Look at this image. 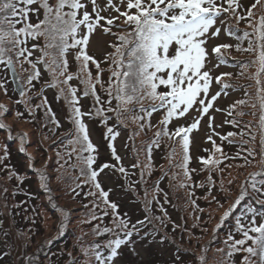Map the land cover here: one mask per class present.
<instances>
[{
	"label": "snow or ice",
	"instance_id": "snow-or-ice-1",
	"mask_svg": "<svg viewBox=\"0 0 264 264\" xmlns=\"http://www.w3.org/2000/svg\"><path fill=\"white\" fill-rule=\"evenodd\" d=\"M218 20L221 24L226 20H234L237 25L244 22L251 31L238 34V29L234 30L229 25L224 29L226 35L240 43L235 46L218 43L211 48L210 53L207 47L209 39L218 38L222 32V28L217 26ZM97 35L108 38L105 40L108 51L103 60L97 59L90 52ZM245 41L247 46L243 47ZM233 47L237 52L253 57L240 63V75H245V69L250 71L246 78L252 80L255 86V102L251 104L255 111L240 112L237 115L250 114L255 118V125L248 123L245 125L247 132L241 131L239 135L241 138L247 135L249 139L246 143L252 144L256 143L258 136L260 150L244 148L245 154L238 152L235 157H231L244 161L238 167H259L257 171L249 173L241 184L236 200L224 212L225 219L245 200L246 195L254 196L256 203L264 208V0H254L247 8L242 7L240 0H0V94L8 97V85L14 82L20 98L27 105L28 93L35 87L34 82H39L44 73L50 76V81L46 82L47 87L57 89V100L63 99L70 109L69 119L74 134L70 143L74 146L68 153L69 159L72 153L76 154L80 163V178H83L84 184L90 183L96 189L95 192L87 193L100 200V204H93V209L102 204L105 209L111 210L112 226L101 228L97 225L93 230V235H107L108 239L102 243L90 244L83 250L86 264H117L122 246L133 243L134 235L140 236L142 229L152 223L153 219L159 220L161 225L165 223L161 217L147 215L143 220L131 223L120 215L119 206L109 199L110 192L100 183L99 177L105 169L111 168L124 177L129 175L114 143L119 132L108 127V121L115 119L117 126L123 124L124 127H127L129 121L135 124L136 129L130 137L133 140L141 133L146 135L147 131L156 129L153 137L141 148L137 149L133 145L137 159L131 167L141 169V178L136 183H142L145 170L151 167L153 148L159 149L164 140L170 142L167 154L169 167L181 169L183 176L191 179V173L196 171L190 167L191 134L194 130H199L201 121L208 116V127L213 129V134L207 136L205 143H210L212 147L204 149L207 155L198 157L197 162L201 170L209 173L208 180L211 183L212 172H222L220 165L229 157L213 139L214 135L219 134L213 128L214 118L208 114L221 92L230 85L223 84L221 91L214 95L210 90L213 82L220 85L225 77L231 78L232 74L221 73L213 77L207 70V63L211 54L218 61L217 67L226 65L228 62L223 53ZM36 53L39 55H35ZM18 65L21 72L27 73L23 79L17 73ZM24 65L28 67L25 68ZM105 72L108 73L107 80L103 78ZM101 92L105 95L101 96ZM245 95L253 94L245 91ZM84 98L93 101V107L87 112L82 110L81 100ZM20 102L15 101L17 104ZM44 103L47 104L46 97ZM246 104V100L236 101L228 115H232L238 105ZM36 107L39 108L40 105ZM31 111L29 107L30 114ZM11 112L10 108L0 103V130L11 133V128L2 122ZM154 113L161 114L155 125L151 123ZM193 113L196 115L191 123H179L181 119L187 120ZM48 114L50 122L59 127L50 108ZM22 116L23 113L19 111L14 113L15 119ZM85 117H99L103 121L107 128V147L115 163L96 166L98 148L90 139ZM226 123L237 124L235 119ZM236 135L238 134L229 132L220 139L228 140ZM25 136L26 134L19 136L21 142ZM176 146L180 149V160L173 163L178 154ZM141 152L145 155L144 163L138 159ZM8 156V145L5 144L4 153L0 155V165L8 170L9 178L16 176L22 182V178L4 163ZM38 174L41 182L46 181L45 173ZM82 186L83 184L77 183L76 188ZM188 186L183 182L180 184V187ZM43 187L45 191H51L47 184H43ZM76 188L72 191L75 192ZM154 188L155 195L151 200L147 198L148 193H144L146 210L153 203H159L160 190L158 186ZM3 192L7 194L8 189L4 188ZM57 210L64 212L62 208ZM161 210L166 216V210L162 206ZM109 214L104 210L102 216H97L93 211L91 218L102 220ZM64 215L67 216V213ZM4 223L0 219V228H3ZM236 227L242 238L234 239L229 236L231 243L226 241L229 248L227 256L230 258L235 253H243L240 264H264V211L257 212L248 207L237 217ZM9 234L4 232L6 237ZM23 235L20 234L21 239ZM130 251L139 255L135 247ZM9 254L0 249V264H6ZM37 260L38 257H25L24 264H36ZM73 264H78L75 258ZM174 264H184L179 249ZM193 264H206V250L198 261L193 257Z\"/></svg>",
	"mask_w": 264,
	"mask_h": 264
},
{
	"label": "rangeland",
	"instance_id": "rangeland-1",
	"mask_svg": "<svg viewBox=\"0 0 264 264\" xmlns=\"http://www.w3.org/2000/svg\"><path fill=\"white\" fill-rule=\"evenodd\" d=\"M240 2L243 8H247L254 2V0H240ZM221 19L225 18L221 17ZM33 20H35V17H33ZM229 25L234 30L238 29V34H242L244 31L251 30L250 28H246L244 22H241L239 25H237L234 20H226L224 24H221L220 20H218L217 26L222 28V32L218 38L209 39L207 47L210 53L211 48L218 43L234 44V38L227 36L224 31V29H226ZM106 39L108 38L99 35L95 36L93 39L90 52L99 60H103L108 51L105 44ZM244 46H247L246 41L244 42ZM35 55H39V53H36ZM69 60H72L71 56L69 57ZM217 63L218 61L215 56L210 54L209 61L207 63V70L210 71V74L213 77L219 76L221 73L236 74L242 71V69H238L240 63L228 62L226 65L221 64L219 67L216 66ZM24 67L27 68L28 66L24 65ZM102 67H106V65H102ZM73 70H75L74 63ZM93 71L95 70L93 69ZM17 73L22 79L27 75V73L21 72L19 65L17 66ZM105 74L108 77L107 72H105ZM103 78L105 79L106 77L103 76ZM48 81H50V76L47 73H44L39 82H34L35 87L31 92L28 93L27 105L20 98V96L13 91L11 83L8 85V97H4L2 94H0V103L5 104L12 110V112L8 115V118L2 121L11 128V133H9L7 130H0V155H3L4 145L7 144L9 156L4 161V163L7 164L15 173H17L20 178H22V182L21 179H17L16 176L9 178L8 170L5 169L3 165H0V219L5 221L3 228H0V249L10 253L7 257L6 264H24L25 257L29 259L34 258L32 255H30L33 250L35 248H40V246L43 247L46 245L49 241L48 239L54 235L56 232H54L52 227V218L54 215H52L51 218V215L47 211V206L49 203V206L54 205L55 209L62 208L64 212H60L58 210L56 211L59 213V219H61V221L64 223L65 217L67 220V225L73 226L67 231V237H64L63 241L65 242V245L63 247L65 249H62L64 253L61 254V256H59L60 254H56L58 255L56 257L57 262H60L61 258L62 264H73V258L77 260L78 264H86L82 253L83 250L87 248L85 242L91 238L88 232H92L97 225H99L101 228L105 226H112L113 217L111 215L110 209H105L102 204L99 208L93 209V204H100V200L97 197L87 195V193L90 191L95 192L96 189L90 183L84 184L83 178H80V174H78V167L80 163L76 159V154L72 153L71 159H69L68 153L72 151L74 146L72 143H70V141L74 139L73 125L69 119L70 109L63 99L57 100V89L47 87L46 82ZM72 83L76 84V81H73ZM252 85V87H247L245 90H253L254 93L255 86L254 84ZM217 89L219 90L220 88L215 82H213L210 90L211 94H216L218 92ZM100 94L101 96L105 95L103 92ZM45 97L47 98V104L44 103ZM240 97L241 95L238 96L237 93H232L230 95L227 94V90H224L223 93L221 92V95L217 101L214 102V108L210 110L208 115L214 118L213 128L215 133L219 134L213 136V139L216 142L219 140V136L223 134L224 127H226L225 120L229 119V116L227 115V106H229L230 103H232L235 99H239ZM17 100H20L21 102L18 104L15 103ZM36 105H40V107L37 108ZM81 105L82 110L87 112L93 107V101L90 98H84L81 100ZM29 107L32 109L31 114L29 113ZM46 107L50 108L51 112L55 114V118L59 122V127L50 122L48 112H46ZM215 109H221V111H215ZM16 111L23 113V116L20 119L14 118V113ZM253 111H255V109L252 108L251 113ZM157 114L158 116L161 115L160 113ZM109 115H111V113ZM195 115L196 113H193L192 116L187 118V120L181 119L179 123H191ZM252 121H255L254 117H251V122L248 123L253 124ZM85 122L88 126L90 139L92 143L98 148L96 166L98 167L103 163H115V161L112 159L110 150L106 145L109 142L106 139L105 134L107 128L105 127L101 118L96 117L89 119L85 117ZM114 123L115 119L108 121V125H114ZM151 123L154 124V122ZM128 124L130 125L127 126L129 129L128 133L131 134L133 131L132 128L135 127V124L129 122ZM99 129L104 132L105 138L99 133ZM117 132H119V135L117 136V139L114 141V143L119 155L123 158V166L128 170L129 173H135V169L131 167L132 164L130 165L131 160L126 150L127 140L125 137H127V134L122 130H118ZM236 133H238V136L241 137L239 135V130H237ZM24 134H26L25 139L23 142H21L19 136ZM212 134L213 129H209L208 127V116H205L201 121L199 130H194L191 134V165L196 169L197 172V169L201 167L197 162V158L206 154L204 153V149L212 147L210 143H205L207 136ZM137 139H139V137H135L134 141H137ZM242 141L244 144H239V146L235 144L228 146V157H234L233 154L239 151L238 147L242 149V152L244 148H256L258 151L259 137H257L255 144L246 143L248 141L246 138H243ZM22 148L24 151H21ZM242 152L239 153H241V155L245 154ZM101 155H106L107 160L104 162L99 161V157ZM154 155L156 154H153V162L151 161V167L145 170L144 179L146 182L148 181L149 176L151 177L159 174L161 169H166L169 167L167 158L165 160L162 155L159 158H155ZM231 157L229 161H226L220 165V167L223 168V171L220 172L221 174L219 176V180H216L217 178L214 179L216 181L217 191H212L213 194H211V196L208 194L203 195L205 199L202 200V203L204 204L200 203V207H198V209L195 208L194 210V213L197 215L201 214V212H198L199 209L203 212L205 210L206 212L205 216H201L202 219L199 221V223L196 222V218L192 214H182L181 216H178L173 213V208L170 207V204L168 203L171 202V200L168 202L164 201L166 193L165 184H167L166 178H164V180L161 182L164 190H161L159 194V203H153L151 207L146 210L144 206L145 199H143L144 203L142 206L146 212H150L148 213L149 217L163 218L165 221L164 225H161L159 220L153 219L152 223L146 225L142 229L140 236H133V243L127 246H122V254L117 259V264H134L132 255H129L126 252V249L128 251V247H135L136 251L139 253L138 257H141L142 259H149L148 263L150 264H158V261L159 263L162 261L166 264L167 262H174L175 259L172 255L173 251L171 248H169L166 241L164 242L163 240L155 239L154 235L150 234L153 229H155V231H169V227L172 225V232L177 236L179 235L181 240L180 245L177 244L178 247L180 249H185L186 251H189L190 254H192L189 255L187 253H182L180 255L184 264L193 263V256L196 257L198 261L201 256L205 255V249L202 250L200 248L201 245L199 244L198 239L199 241H202L204 236L208 235L210 230H214L216 234L220 232L216 227L219 223H221V220L224 217V212L226 211V208L230 202L229 200L231 199L227 197L228 193L230 192L229 187L231 185H236V182L239 184L243 178L245 179L247 177V171L255 169L258 170L259 167L258 165L255 167H238L239 165L243 164L244 161L241 159H231ZM134 159V162H136L137 157L134 156ZM138 159L141 163L145 162L142 152L140 153ZM226 165H230L231 167ZM72 166L74 168L73 170L70 169ZM136 170L138 171L136 173H141L140 168H136ZM240 170L243 171V176L242 178L238 179L237 172ZM40 172L45 173L47 177L46 181L41 182L40 176L38 174ZM176 172V170L172 171V169H170L169 172L165 173L169 176L172 173L175 175ZM34 176L37 177V179H35ZM73 176L75 178H73ZM99 180L103 188L110 192L109 199L118 206L119 201H123L126 197L132 198L133 195H138L141 199V195H139L140 193L137 192L138 190L136 191L135 185H132L131 182L125 183L124 185L120 183V181H128L129 179H127V177L122 179L121 174L111 168L105 169L104 172L101 173ZM34 181L39 182V190L34 188ZM167 181L170 182V180ZM229 181H233V183H229ZM77 183L83 184L82 195H80V188L76 189L75 192L72 191ZM171 183L173 184L174 182ZM195 183L198 182L196 181ZM43 184H47L51 191H45ZM142 186L145 187L146 184H142ZM155 186H157V184H155ZM205 186L208 187L206 184ZM131 187L133 189H131ZM4 188L8 189L7 194L3 192ZM190 190L195 192L197 187L193 184V186H190L189 191ZM200 191L201 190H199L198 194H200ZM77 193L79 194L77 195ZM5 195L7 196V199H5ZM36 195L38 196L35 197ZM154 195L155 188H152L151 191H148V200H151ZM170 197L172 196L170 195ZM42 198L45 201H48L45 202L44 205H39L38 208H36V206L34 207L33 204L40 201ZM177 204H179V207L181 206L180 202ZM4 205H7V207L5 208ZM161 206L164 210H166V213L169 216H165V213L161 210ZM104 210H107L110 214L108 216H104L102 220L91 218L93 211H95L97 216H102ZM118 211L120 212L119 207ZM65 212L67 213V216L64 215ZM243 213L238 215V217H240ZM120 215L125 219L130 220L131 223H135V220L131 219L122 212H120ZM144 218L145 216L141 217L140 220H143ZM63 228L64 227L62 226V229ZM5 231L10 233L7 237L4 235ZM21 233L24 234L23 239L20 237ZM170 234L168 233L169 236ZM187 234H189L192 238H196L197 241H195L194 247L187 246L191 242V240L187 237ZM216 234H214V236ZM229 236H232L234 239L242 238L239 230L236 227V222L235 225H232V227H229L227 231L223 232L221 238L224 239L226 243V241L229 242ZM92 237L98 236H95L92 233ZM103 237L106 239H103ZM103 237H100V239H102L101 242H105L108 238L107 235H104ZM72 244L76 246V249H70ZM216 246H219V244ZM202 247H205V245ZM58 252L62 253V251ZM69 253L72 255L70 256ZM213 253L214 250L212 249L210 251H206V264H216L215 260H210L211 254ZM154 255L157 258L160 257L161 261L156 260L157 258L153 259L152 256ZM240 256V254L235 253L232 257H230L231 264H239ZM41 264H45L43 259H41Z\"/></svg>",
	"mask_w": 264,
	"mask_h": 264
},
{
	"label": "trees",
	"instance_id": "trees-1",
	"mask_svg": "<svg viewBox=\"0 0 264 264\" xmlns=\"http://www.w3.org/2000/svg\"><path fill=\"white\" fill-rule=\"evenodd\" d=\"M258 15H259V12H258ZM248 31L250 32L251 30H248ZM237 43H240V42L234 39L233 46H235ZM242 46L245 47L244 46V42H243ZM223 55H224V59L227 62H229V63H241V62L249 61V60L253 59V57L250 54L237 52L235 50V47H233L232 49H229L228 51L224 52ZM238 69L241 70L240 66H239ZM240 72H238L236 74H232L231 78L225 77L224 80L222 81V83L220 85H217L220 88L219 90L221 91L222 85L223 84H228V85H230V87H229L230 89L229 88L226 89L227 90V94L231 95L232 93H237L238 96L241 95V97L239 99H235L232 103H230L229 106H227V113L230 111L231 106L233 104H235L236 101H239V100H246L247 101L246 105H238L236 107V109L232 112V115H228L227 114L229 116L228 117L229 119L225 120L226 127H224L223 134L219 136V140L216 142L218 145L223 147L222 149H223V151H224V153L226 155H227V153H229V147H228L229 145H234L235 144V145L239 146V144H244V142L242 141L243 138H246V140H248L249 137L247 135H245L241 139V137L236 135V136H233V137H229L228 140H223V141L220 139V137L226 135L229 132L236 133L237 130H239V132H241V131L247 132V129H246L245 125H247L248 122H251V117H253L250 114H248V115H237V113H240V112L251 113V110H252L251 104L253 102H255V97H254V93L255 92L253 93V90H249V89L245 90L246 88L244 87V86L249 85V84H251V85L254 84L252 80L246 78L247 76L250 75V71L245 69L244 70V72H245L244 76H241ZM107 75H108V73H107ZM104 77H106L105 79L107 80V76H106L105 73H104ZM13 91H14V89H13ZM245 91H247L248 93L253 94V95L246 96L245 95ZM222 93H223V91H222ZM48 109L49 108L46 107L47 111L46 110L45 111L48 112ZM48 116H49V114H48ZM160 118H161V115L158 116L157 113H154L153 116L151 117V122H154L153 125L157 124V122H158V120ZM233 119H235L237 124L226 123V121H231ZM252 122L255 125L256 122L255 121H252ZM129 123H131V121H129ZM127 126H130V125L127 124ZM108 127H113L114 131L122 130V131H124L127 134V137H125V139L127 140V142H126V150H127L128 156H129V158L131 160L130 165L135 163L134 162L135 161V159H134L135 153L133 151V145H135V147L137 149L141 148L144 144L148 143L150 138L153 137V133L156 130L155 128H153V129L147 131L146 135L144 133H141L139 136H136V137H139V139H137V141H134L133 139L130 138L131 134L128 133L129 132L128 131L129 130L128 127H124V125H122V124L117 126V121L116 120H115L114 125L109 124ZM135 129H136V125H135V127L132 128V130L134 131ZM253 131H255V129H253ZM99 133L102 136H104V138H105L104 132L102 130L99 129ZM229 140H231L233 142L229 143L228 142ZM133 142H136V143H133ZM163 142H164V144H163ZM163 142H161V146H160L161 150H160V148L159 149L153 148L152 157H153V154H156V155H154L155 158H159L162 155V157H164L165 160H166L167 154H168V151H169V147L168 146H169L170 142L167 141V140H164ZM163 145H164V147H163ZM238 149H239L238 152H242L241 148L238 147ZM259 150L260 149H258V151ZM176 152L178 154H177V157L175 158V160L179 161L180 160V156H179L180 149H179L178 146H176ZM204 153H206V152L204 151ZM237 153L233 154V156L235 157L237 155ZM142 155L145 158V155H144L143 152H142ZM206 155H207V153L204 156H206ZM230 157H229V159L225 160L224 162L229 161ZM106 160H107L106 155L105 156L101 155L99 157V161L104 162ZM176 161H174L173 163H175ZM152 162H153V160H152ZM231 162H234V161H231ZM235 165H237V164H235ZM190 167L193 168L192 165H190ZM70 169L73 170L74 169L73 166ZM79 169H80V165L78 167V170ZM170 169H172V171H175V170L177 171L175 173V175H174V173H172L171 175L168 176L165 173V172H169ZM137 170L135 169V173L138 172ZM197 170H198V172L197 171L192 172L191 179L188 180L187 178L185 179V177L183 176V173H182L181 169L168 167L166 169H161L159 174H156V175L151 176V177L149 176L147 182L143 178V182L142 183H136L137 181L140 180L141 176H138V175H141V173L132 174L133 172H130L129 175L127 176V179H129V180L128 181H124L123 180V181H120V183H122L123 185L125 183H128V182L129 183L131 182L132 185L134 184L135 187H136V191L138 190L137 192L140 193L139 195H141V199H140V196H138V195L134 196L133 195L132 198L126 197L123 201H119L118 204H119L120 212H122L123 214L129 216L131 219L135 220V222L137 220H140L141 217H144L146 215L149 216L148 213H150V212H146L144 210V208L142 207L143 203H144L143 199H145L144 193L146 191H147V193H148V191H151V189L154 188L155 184H157L158 188L160 189V191H159V194H160L161 190H164V188L161 185V182L164 180V178H166L167 184H165V187H166V193L165 194H167V195L164 198V201H165V199H167V202L171 200V202H168V203L170 204V207L173 208V213L175 215L181 216L182 214H192L193 216H195L196 222L199 223V221L202 219L201 216H203V215L205 216L206 212H205V210L203 212V211H201L199 209L198 212H201V214L197 215L196 213H194V210H195V208L198 209V207H200L199 204L202 203L203 202L202 200L205 199V197L203 195H207L208 194L209 196H211V194H213L212 191H214V192L217 191V185H216V181L214 179L217 178L216 180H219V176H220L221 173H220V171H213L212 174H211L212 175V182L210 183L209 180H208L209 173L207 171L201 170V167L199 169H197ZM255 171H257V170L256 169L255 170H249V171H247L246 175L248 176L249 173H252V172H255ZM78 174H80V171H79ZM237 176H238V179L242 178L243 171L242 170L238 171L237 172ZM73 178H75V177L73 176ZM35 179H37V177H35ZM122 179H124L123 176H122ZM167 180H170V182H168ZM196 181L198 183H195ZM34 182H35L34 188L36 190H39L38 189L39 182L38 181H34ZM171 182H174V183L172 184ZM181 182H183V183H185V184H187L189 186L188 187H180ZM243 182H245L244 178L240 181L239 184H238V182H236L237 183L236 185H231L229 187V191L230 192L228 193L227 197H229L231 199L230 200L227 199L230 202H229V204H228V206L226 208V211L229 210L230 206L236 200V198H237V196H238V194L240 192V186H241V184ZM142 184H146V186L144 187V186H142ZM193 184L197 187V190L195 192L193 190L189 191L190 186H193ZM205 184L208 187H206ZM74 188H76V186H74ZM76 189H78V188H76ZM131 189H133V188L131 187ZM199 190H201L200 194H198ZM82 194H83V191H82V187H81L80 188V195H82ZM170 195L173 197V199H172V197H170ZM37 196L38 195H36L35 197H37ZM47 201H45L42 198L40 201L35 202V204H33V205H34V207L36 206V208H38L39 205H44L45 202H47ZM179 202L181 203L180 207H179V204H177ZM202 204H204V203H202ZM49 205H50V203H49ZM49 205L47 206V211L51 215L50 216L51 218H52V215H54V217L52 218V227L54 229V232L55 231L56 232L54 233V235L52 237H50L48 239L49 241L47 242L46 245H44L43 247L40 246V248H38V249L35 248L33 250V252L30 254L34 258L38 257V260L36 261V264H41V259L44 260L45 264H59V263H61V258H60V262H57L56 257L58 255H56V254H60L59 256H61V254L64 253L63 250H62L64 248L63 246L65 245V242L63 241L64 237L67 235V231L70 230V228L73 227L72 225H69V226L67 225V220L64 217V219H65V221L63 223V227L64 228L62 229L61 222H63V221H61V219H59V213L56 212L57 209H55L54 205H52V206H49ZM186 205H187V207H186ZM248 207L254 208L257 212L264 211V208H262V206L260 204L256 203V200H255L254 196H247L246 195L245 200L242 201L240 205L236 206V208L230 213L231 215H229L228 218H226V219L224 217L222 218L221 223H219L218 226L216 227L218 229V231H220V232H218V234H216L214 232V230H210L208 235L204 236L202 241H199V239H198V242L201 245L200 248L202 250L203 249H205L206 251H208V250L210 251L211 249L214 250V253L211 254L210 260H215L216 264H224V263L225 264H231V260L227 256V252L229 251V248H228L227 244L225 243L224 239L221 238V236L223 235V232L227 231V229L229 227H232V225H235V222L237 221L236 218L238 217V215H240L241 213L245 212ZM172 227H173V225L171 227H169V231L167 230L166 232L164 230L163 231L157 230V231H151L150 234L154 235L155 239L163 240L164 242L166 241V243L169 246V248H171L172 251H173L172 255H173L174 259H176L177 249H179L180 255L182 253H187L189 255H192V254L189 253V251H186L185 249H180L178 247V245H180V241L181 240H180L179 235L177 236V235H175V233L172 232ZM92 233H93V231L92 232H90V231L88 232V234H89V236L91 238H90V240L85 242L86 247L88 245H90V244H93L94 242H101V240H102V239H100L101 236L92 237ZM168 233L169 234L171 233L170 236L168 235ZM214 234H216V235L214 236ZM187 237L191 240L190 244H188L187 246L188 247H194L195 241H197L196 238L190 237L189 234H187ZM103 239H106V238L103 237ZM228 243H231V241H229ZM218 244H219V246H216ZM204 245H205V247H202ZM74 248L76 249V246H74L72 244L70 249L74 250ZM130 249H131V247H128V251L126 249V252L129 255H132L134 264H139V263L140 264H146V263L150 264V263H148L149 259H142L141 257L139 258L137 255L132 254ZM217 249H223V251H217ZM58 251H62V253H59ZM238 254L241 255L240 256V260H239V264H240V261L243 258L244 254L243 253H238ZM78 256H77V259H78ZM152 258L154 259V258H157V257L154 255V256H152ZM156 260H160L161 261V258L158 257ZM157 263L158 264H166V263H163L162 261L160 263L158 261ZM167 264H174V262L173 261L172 262H167ZM190 264H193V263H190Z\"/></svg>",
	"mask_w": 264,
	"mask_h": 264
},
{
	"label": "water",
	"instance_id": "water-1",
	"mask_svg": "<svg viewBox=\"0 0 264 264\" xmlns=\"http://www.w3.org/2000/svg\"><path fill=\"white\" fill-rule=\"evenodd\" d=\"M12 85H13V88L16 91V93L19 94L16 84L13 82Z\"/></svg>",
	"mask_w": 264,
	"mask_h": 264
}]
</instances>
